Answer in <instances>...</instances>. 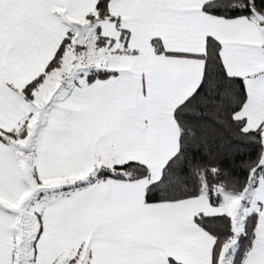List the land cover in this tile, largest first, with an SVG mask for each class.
<instances>
[{
    "label": "snow or ice",
    "instance_id": "6c2138e0",
    "mask_svg": "<svg viewBox=\"0 0 264 264\" xmlns=\"http://www.w3.org/2000/svg\"><path fill=\"white\" fill-rule=\"evenodd\" d=\"M0 264H264V0H0Z\"/></svg>",
    "mask_w": 264,
    "mask_h": 264
}]
</instances>
